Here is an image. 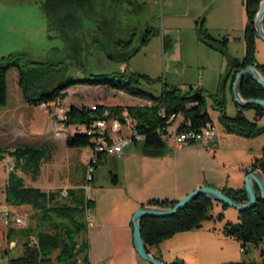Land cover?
Returning <instances> with one entry per match:
<instances>
[{
    "label": "rangeland",
    "instance_id": "374dc122",
    "mask_svg": "<svg viewBox=\"0 0 264 264\" xmlns=\"http://www.w3.org/2000/svg\"><path fill=\"white\" fill-rule=\"evenodd\" d=\"M42 2L43 0H0V63L1 58L8 55H24L29 62L55 65L52 70L53 78L30 85L32 92H38L39 86L50 88L57 78L58 82L68 79L63 74L77 79L87 75L112 73L146 75L151 83L141 81V88L156 96L161 93L164 83L179 87L182 91L192 87L202 88L207 94L219 92L220 82L227 71V56L208 49L198 40L195 24L189 19L188 0H87L79 7L77 21L66 24L62 31L48 25ZM211 23L213 29L221 25L216 18ZM204 26L208 29L207 24ZM147 28L157 33L137 53L126 60L109 59L108 56L125 52L114 48L115 41L128 39L134 31L137 35L131 39V47H136L140 34ZM232 31L234 32L213 30L210 34L215 38L227 36L228 57L241 60L244 55L243 37L236 35L239 30ZM223 59L225 67L220 71ZM254 59L256 63L260 59L256 43ZM79 62L84 65L85 73L78 70ZM7 82V105L0 108V264H9L10 258L20 254V246L14 249L15 243L11 246L6 239L7 230L13 226L3 224L1 213L9 211L12 217L22 218H27L30 214L29 209L23 206L5 205L4 193L9 178H20L24 187L44 191L48 189L47 192L58 190L57 187H64L67 183L71 186L70 190L77 193L76 190L80 188L83 191L80 195L83 196L84 193L94 202L86 214L93 216L96 212L101 216H112L124 211L126 206L123 205L127 198L142 195L141 167L149 169V184L153 182L151 177L155 175L153 173H157L153 158L158 156L144 151L146 149H143L141 142H130L123 147V161L117 156L102 155L96 166H91L83 158L89 154L87 149L66 147V138L73 134V129L61 124V111H66L71 105L93 107L100 103L107 108H124L122 97L108 93L111 90L109 88L88 86L92 89H83L77 85L71 86L63 100L44 107L24 103L15 69L8 71ZM230 85L228 78L223 93L227 117H233L237 110ZM206 104L215 131L230 136L223 144L225 153H218L215 157L225 163L223 171L235 172L237 163L247 155H255L256 159L263 157L264 133L252 138L227 133L220 121V112L214 109L209 98ZM247 111L250 110L243 112ZM104 114L116 119L107 110ZM176 121L179 120H175V123ZM256 124L264 127V117L256 121ZM120 129L123 137L129 135L124 124L120 123ZM216 142L221 141L217 138ZM198 144L200 143L191 146ZM187 146L190 145L182 148ZM26 147L46 149V156L51 157V161L40 162L36 180L22 171L20 162L10 154L14 149ZM166 151L170 152L168 149ZM212 164L215 167V162L212 161ZM9 165L13 166L12 170L8 169ZM208 165L211 162L208 161ZM113 176L117 178L116 185L112 183ZM91 177L93 180L89 181ZM156 190L150 187L145 195H156ZM225 210H228L227 213L218 219L217 208L213 205L208 212L212 219L203 221L200 227L212 251L207 257V264L259 262L260 253L264 250V238L258 247H249L243 253L236 240L222 234L227 222L235 223L231 220L235 209L226 207ZM86 234L80 235L85 243ZM14 239L15 236H10L9 241ZM6 251L9 252L7 256L4 255Z\"/></svg>",
    "mask_w": 264,
    "mask_h": 264
},
{
    "label": "trees",
    "instance_id": "16d2710c",
    "mask_svg": "<svg viewBox=\"0 0 264 264\" xmlns=\"http://www.w3.org/2000/svg\"><path fill=\"white\" fill-rule=\"evenodd\" d=\"M87 0H43L42 8L46 13L48 25L62 31L66 24L77 21L79 7L83 6ZM260 0H243L246 24L243 31V42L245 51L243 58L232 59L227 55V37H213L203 25V21L196 22L195 30L198 40L208 49L216 51L223 56H227L230 83L233 82L234 75L246 66H253L264 77V64L255 62V41L254 19L257 13ZM264 27V21H263ZM157 32L147 28L139 36V43L136 47H131V39L137 34L132 32L126 40L114 42V48L122 50L124 53H116L108 56L112 60H126L133 56L145 45L151 36ZM53 67L55 65L48 62L34 63L26 60L24 55H8L1 58L0 63V108H5L8 100V71L15 69L18 74V86L22 93L23 101L28 106H48L56 101H61L66 97V91L71 86H92L105 87L116 91L124 92L132 97L147 100L151 103L149 107H114L107 108L102 105L93 107L70 106L64 113L61 121L65 128H72L73 134L66 138V147L83 148L94 150L99 134L91 129L97 120H105L104 115L107 110L114 114L119 123L124 124L125 118L122 114L134 122L133 130L142 136V147L151 153L162 150L165 142L160 136V132L167 126H171L177 117H182L183 121L179 126V131L199 130L206 123H211V119L206 109V101L209 98L212 106L220 112V121L227 133L235 134L244 138H252L264 133V127H258L256 121L247 119L243 111L253 110L255 118L264 116V110L257 106L249 105L245 108L236 106L237 111L233 117L225 115V104L223 93L207 94L202 88H188L182 91L179 87L163 84V89L159 95H153L141 88V81L150 84L151 80L143 74L112 73L107 75H87L72 79L65 76V81L58 82V78L52 83L50 88L39 86L38 92H32L30 85L41 82L44 79L53 78ZM64 68V67H63ZM80 73H85L84 65L79 62L77 65ZM55 77V74H54ZM63 78V79H65ZM228 80V79H227ZM231 88V85H230ZM243 99L259 98L264 99V88H260L249 78H243L239 88ZM173 118L168 124L166 121ZM75 127H84L92 132L88 134L83 130H74ZM108 142L110 139L105 134ZM132 142L137 143L133 140ZM46 149L17 148L10 154L14 155L20 162L22 171L36 180L40 172V162L51 161V157L46 156ZM102 154L99 153L96 161L91 166H96ZM251 170H259L264 177V154L263 157L254 160L250 166ZM92 180V177L89 181ZM113 185L117 184L116 176L112 177ZM62 189L53 192H43L38 188L24 187L20 178H9L5 188L4 202L7 206L20 207L28 206L31 213L27 217L28 225L24 228H9L7 230L8 243L15 242L19 245L21 252L17 257L9 259V264H76L78 257L83 254L86 261L87 244L80 239V235L87 232L88 223L86 221V211L93 206L94 202L85 196L80 195L82 189H67L62 196ZM232 201L243 204L246 202L244 189L225 188L221 191ZM176 201L149 200L148 206L159 208L172 207ZM214 202L205 196L198 195L192 199L183 209L170 217L154 218L144 217L141 219L140 233L145 245L148 248L158 246L161 242L171 238L177 233L199 229L202 222L212 219L208 214ZM223 208L227 206L222 205ZM222 218V214L217 216ZM224 237L232 238L240 244L243 253L249 247H258L264 238V203L257 193L255 206L247 211L240 212L238 222H227L223 229ZM10 236H15L10 240ZM9 252H5L7 256ZM160 260L159 258H156ZM171 264H182L173 262ZM228 264H264V250L260 253L259 262L243 261Z\"/></svg>",
    "mask_w": 264,
    "mask_h": 264
},
{
    "label": "crops",
    "instance_id": "0c3cea01",
    "mask_svg": "<svg viewBox=\"0 0 264 264\" xmlns=\"http://www.w3.org/2000/svg\"><path fill=\"white\" fill-rule=\"evenodd\" d=\"M188 1L189 5H187V9L189 19L192 20L194 24L202 20L203 25L207 24L208 29H206L209 32L213 30L217 32H234L232 30L235 29L239 30L236 35H238L239 38L240 36L243 37L246 24L245 10L242 4L243 0ZM213 18H216L221 24L218 25L219 27H216V29L211 27ZM255 43L256 52L260 56L258 63L264 64V42L256 38ZM220 63L221 71L225 67L224 59L221 60ZM78 88L92 89L84 85H79ZM108 93L121 96L125 102L124 107H149L151 105L147 100L132 97L121 91L111 89ZM97 105L102 104L100 103ZM71 106L82 107L76 105ZM83 106L88 107L86 105ZM243 114L250 121H258L264 117L262 116L256 119L253 110L243 112ZM177 119L179 121L175 123ZM175 120L172 124V128H178L183 121L182 117H177ZM216 134L217 137L214 141H208L205 144L200 143L197 146H191L192 144H190V146L185 148H177L171 139L164 141L167 144H165L162 150L156 152V155H158L157 158H153V164L156 163L157 169V173H153V175H155L151 177L153 182L149 184L150 177L148 178V168L141 167L139 170L140 177L143 179L140 185L142 195L127 198L123 205L126 207L120 214L112 216L106 214L101 216L95 212L93 216L90 215L91 226L88 227L86 232V261L83 260L84 255L81 254L76 264H147L141 260L134 251L130 218L139 208L148 206L147 202L149 200L178 201L189 192L201 186H211L220 191L225 188L244 189V178L246 174L251 171L250 166L256 159L255 155H247L246 158H241L240 162L237 163L235 172L223 171L225 163H223V160L216 159L215 157L218 153L220 155L225 153L223 144L230 136L226 135L224 132L220 134L216 132ZM217 138L221 141L220 143L216 142ZM166 149L170 152H167ZM84 150L86 151V149ZM124 156L125 154L122 150V155L117 157L121 159L120 161H123ZM83 158L90 164L89 154H86ZM208 161L211 162V165H213L212 161L213 163L215 162V167L214 165H208ZM207 173H209V175H207ZM144 179L146 182H144ZM150 187L157 189L156 192L158 194L155 195L152 193V195H145V192H147ZM57 188L65 190L71 188V186H68L66 183L64 187ZM41 191L47 192L49 190L46 189L45 191ZM64 195L65 192L63 191L62 196ZM213 205L217 208L218 212L216 214L225 215L228 211L219 203H214ZM23 207L29 209L31 213L30 207ZM233 213V219L231 220L237 223L239 213L236 210ZM202 231L203 230L199 228L177 233L171 238L161 242L158 246L149 247V254L155 258H159L160 261L165 264H171L173 262H181L182 264H207V257L212 251ZM14 243L15 242H11V246L14 245ZM17 246L18 244L16 247L14 246V249H16Z\"/></svg>",
    "mask_w": 264,
    "mask_h": 264
},
{
    "label": "water",
    "instance_id": "95a60500",
    "mask_svg": "<svg viewBox=\"0 0 264 264\" xmlns=\"http://www.w3.org/2000/svg\"><path fill=\"white\" fill-rule=\"evenodd\" d=\"M264 0H260L257 13L254 19V29L256 38L264 42ZM229 71L225 74L223 80L220 82L219 93L224 91ZM243 78H249L260 88H264V77L253 67L246 66L235 73L233 82L231 83V93L233 102L239 108L253 105L264 110V99L249 98L243 99L240 95L239 88ZM244 191L246 195V202L238 204L232 201L228 196L223 194L220 190L209 187L201 186L189 192L181 199L176 201L172 207L159 208L154 206H142L135 211L131 218L132 223V244L135 253L138 257L147 264H165L164 262L156 259L146 252L145 245L141 238L140 221L144 217L164 218L174 215L179 210L183 209L192 199L198 195L205 196L207 199L214 203H219L227 207L234 208L238 213L247 211L253 208L257 202V193L264 203V177L259 170H251L244 178Z\"/></svg>",
    "mask_w": 264,
    "mask_h": 264
},
{
    "label": "built area",
    "instance_id": "2783aa9c",
    "mask_svg": "<svg viewBox=\"0 0 264 264\" xmlns=\"http://www.w3.org/2000/svg\"><path fill=\"white\" fill-rule=\"evenodd\" d=\"M41 106L45 107V105H41ZM61 112L63 113V115L61 116V121H62L64 119L65 111H61ZM104 115L107 116L108 118L105 120H97L96 122L93 123L91 128L96 132H98L99 139L96 142V146L94 150L87 149L89 151L90 165L94 164L99 153H101L102 155L121 156L123 147L126 144L132 142L133 140L137 142H141L143 139L142 136L134 132L133 130L134 122L127 116H124L125 118L124 125L128 129L129 135L127 137H123L121 135L119 121L117 119L109 117L107 114ZM172 119L173 118H170V120L166 121V124H168V122H170ZM178 128H172V125L164 128L163 131L160 132L161 133L160 136L162 140L166 141L167 139H171L177 148H181L185 145H190L194 143L205 144L208 141L216 140L217 137L216 131L211 123H206L199 130L179 131ZM74 130H83L88 134L92 132L90 129L88 130L84 127H75ZM105 134L110 139V142L106 140ZM8 169L12 170L13 166L9 165ZM1 220L5 226H9L10 224H12L13 227L24 228L28 225V221L26 218L15 217V216L12 217L9 211H3L1 213ZM86 220L88 223V227L91 226V216L89 213L86 214ZM240 250L243 252L242 249Z\"/></svg>",
    "mask_w": 264,
    "mask_h": 264
},
{
    "label": "bare ground",
    "instance_id": "6f19581e",
    "mask_svg": "<svg viewBox=\"0 0 264 264\" xmlns=\"http://www.w3.org/2000/svg\"><path fill=\"white\" fill-rule=\"evenodd\" d=\"M85 132V131H84Z\"/></svg>",
    "mask_w": 264,
    "mask_h": 264
}]
</instances>
